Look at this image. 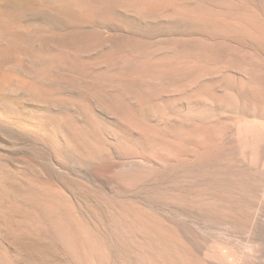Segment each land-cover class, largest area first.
Listing matches in <instances>:
<instances>
[{
    "label": "rangeland",
    "instance_id": "374dc122",
    "mask_svg": "<svg viewBox=\"0 0 264 264\" xmlns=\"http://www.w3.org/2000/svg\"><path fill=\"white\" fill-rule=\"evenodd\" d=\"M254 119L264 0H0V264H258Z\"/></svg>",
    "mask_w": 264,
    "mask_h": 264
},
{
    "label": "bare ground",
    "instance_id": "6f19581e",
    "mask_svg": "<svg viewBox=\"0 0 264 264\" xmlns=\"http://www.w3.org/2000/svg\"><path fill=\"white\" fill-rule=\"evenodd\" d=\"M249 106V105H248ZM254 116V115H253ZM246 117V116H245ZM240 120V119H239ZM239 125V124H238ZM237 125V126H238ZM236 127V125H235ZM239 128V136L237 137V143H239L244 149H248V141L247 138H252L254 141L253 143L256 142L257 139H259L260 142H262V145L264 146V122L258 121L256 119L254 120H245L244 122H241ZM237 128V129H238ZM252 142V141H251ZM231 143V142H230ZM258 146V145H257ZM240 147V146H239ZM258 150V149H257ZM256 150H252L251 154H255ZM250 153V152H249ZM256 164V163H255ZM249 194V193H248ZM239 197V196H238ZM231 198V197H230ZM234 199V198H233ZM254 202H252V206L256 209V217L260 218L264 222V190L261 193V196L258 197V199L255 201L254 198L252 199ZM250 200V201H252ZM245 202V201H244ZM249 202V201H248ZM251 205V204H250ZM243 207V206H242ZM253 210V209H252ZM243 212V211H242ZM253 217V216H252ZM259 220V219H258ZM244 223V222H243ZM264 228V227H263ZM260 229V228H259ZM262 229V228H261ZM263 230V229H262ZM261 230V231H262ZM256 233V232H254ZM264 233V232H263ZM248 243L254 244L253 240H250ZM250 244V245H251ZM254 245H252L253 247ZM250 248V246H249ZM247 249V248H246ZM251 249V248H250ZM249 250V249H248ZM253 249L249 250L248 252L243 251L241 253V258L242 256L244 258H247L249 261L253 260L251 258V253ZM212 257L218 261V262H226L227 260H231L234 258V254L226 250V252H220L214 250L212 252ZM253 255V254H252ZM253 257V256H252ZM262 257H264V254H262ZM241 262V261H240ZM254 262V260H253ZM258 264H264V258L263 259H258L257 261Z\"/></svg>",
    "mask_w": 264,
    "mask_h": 264
}]
</instances>
